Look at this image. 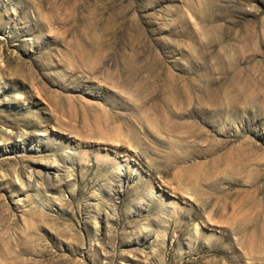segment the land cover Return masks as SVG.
<instances>
[{"label":"rangeland","instance_id":"1","mask_svg":"<svg viewBox=\"0 0 264 264\" xmlns=\"http://www.w3.org/2000/svg\"><path fill=\"white\" fill-rule=\"evenodd\" d=\"M0 264H264V0H0Z\"/></svg>","mask_w":264,"mask_h":264},{"label":"bare ground","instance_id":"2","mask_svg":"<svg viewBox=\"0 0 264 264\" xmlns=\"http://www.w3.org/2000/svg\"><path fill=\"white\" fill-rule=\"evenodd\" d=\"M238 80L239 79V77L237 76V77H234V78H232V80L230 79V84H233V82L235 81V80ZM182 80H184L183 78H175V80L174 81H171V83H170V93H173L175 96L173 97L172 96V98H174V102L175 103H173L174 105V108L176 109V110H185V109H187L189 106H191V99H190V97H189V95L188 94H186V92L184 91V90H182V87L180 88L178 85L181 83V81ZM224 80L225 81H227L228 82V80H229V78L228 77H225L224 78ZM168 83V82H167ZM186 86V85H185ZM240 87H241V85H239ZM164 90V89H163ZM164 92V91H163ZM165 93V92H164ZM211 93V92H210ZM168 96V95H167ZM218 96L216 95V94H214V93H211L210 94V100L212 101V102H214V103H217L218 102ZM154 100H155V96H152L151 97V99L149 100V102H154ZM155 104V103H154ZM202 106V105H201ZM174 109V110H175ZM153 110H154V113L156 112H160L158 109H156L155 107H154V105H153ZM204 110V109H203ZM231 110V109H230ZM161 113V112H160ZM163 113V112H162ZM167 118V117H166ZM114 121V118H111V120L109 121L108 120V122H109V124H108V126H110L111 124H112V122ZM107 125V124H106ZM191 125V124H190ZM198 125V124H197ZM192 126V125H191ZM190 131V132H189ZM188 135H187V138H194V139H204V138H208L207 137V135H206V133L203 131V130H201V129H196V128H194V129H191V130H188V133H187ZM209 144V143H208ZM202 147V146H201ZM208 147V146H207ZM221 149V147L220 146H215V148H213V149H207L208 151H207V153H208V155H210V157H211V155H215V154H218V151ZM231 151H229L228 153L226 152L225 154H223V155H221V156H217V157H215V158H212V159H210V160H208V162H206V163H203V164H199V165H195L196 166V169H197V171H199V172H201V171H203V169L202 168H204V167H207L206 169V171H205V173L204 174H200L201 175V179L203 180V181H208V182H210V181H212V179L214 178V174L216 173V169H218V168H220L223 164H227V163H231L232 161H234V162H236L235 160H239V159H244L245 158V156H246V152L245 153H243L241 150H239V149H237V147H233V148H231L230 149ZM235 150H238V152H236ZM203 151V150H202ZM207 156V155H206ZM209 168V169H208ZM202 169V170H201ZM201 170V171H200ZM118 171H119V173L120 172H123V166H120L119 167V169H118ZM192 193V192H191ZM191 193H189V195L191 196L192 194ZM188 195V194H187ZM226 195V194H225ZM194 196V195H193ZM227 196L229 197V198H231V197H233L232 196V194L229 192V193H227ZM194 199H195V197H194ZM235 208V204H233L232 202H225L223 205H220V203L219 204H217L216 206H215V208L213 209V211H212V214H211V217L212 216H218V217H221L222 219L224 218H226L229 214H230V212L233 210ZM231 215V214H230ZM223 219V220H224ZM230 220V219H229ZM224 223V222H223ZM232 224V223H231ZM224 231H228V228L226 227V228H224Z\"/></svg>","mask_w":264,"mask_h":264}]
</instances>
